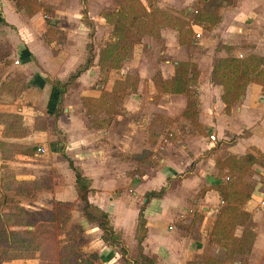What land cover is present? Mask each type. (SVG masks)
<instances>
[{
	"label": "crops",
	"instance_id": "crops-1",
	"mask_svg": "<svg viewBox=\"0 0 264 264\" xmlns=\"http://www.w3.org/2000/svg\"><path fill=\"white\" fill-rule=\"evenodd\" d=\"M41 1L51 10L49 17L53 26L39 20L40 15H47L40 10ZM123 1L38 0L39 10L28 16L11 0H0V165L13 155L24 158L29 145V128L33 134L44 133L38 137L43 139V144H53L56 152L52 153L50 165L46 167L45 176L49 179L42 191L46 200L54 199L58 206L76 204L71 217L76 218L83 229V252H96L98 264H124L118 246L104 242L98 227L88 223L77 210L78 189L67 158L89 180V202L108 214L130 258L138 253L136 227L139 210L143 207L146 220L143 253L153 256L154 264H188L206 242L198 232V224L183 232L180 223L190 222L177 219L184 211L181 204L186 201L188 186L191 189L195 186L197 190L205 188L196 202L203 204L206 215L216 210L222 197L214 186L219 180H211L203 171L197 173L202 166L199 157L209 148L204 145L208 137L205 134L190 136L188 123L179 119V114L187 107L186 95L165 91L164 84L174 77L178 62L194 65L198 75L188 83L194 84L192 94L199 104L198 123L205 132L212 129L215 140L221 142L216 152L227 150V155L237 158L247 154L258 157L262 163L259 172L264 176V83L249 81L240 97L227 109L222 99L224 87L212 76L216 60L237 57L236 51L264 58V0H232L231 4L218 9L217 0H138L146 12L157 8L176 18L171 24L160 25L158 36L144 34L141 40L139 37L128 44L126 55L119 66H114L110 64L112 56L104 58L101 52L114 40L115 24L110 19L114 13H120ZM194 6L201 12L197 17L199 21L188 17L192 10L198 12ZM215 14L219 19L212 25L208 19L200 17ZM179 20L181 25L177 24ZM88 55L89 65L60 93L53 82L67 81L86 63ZM158 115H161L160 120L169 122L167 129L173 131L164 146ZM41 116L53 117L52 126H38ZM182 124H187L186 132ZM154 129L160 134L150 141L147 138ZM191 139L197 141L198 147L189 146V152L184 148ZM159 145L164 148L163 157L152 165L138 161L140 166L137 167L143 168L145 173L142 178L133 179L130 171L136 166L134 159L144 160L147 155L158 158ZM144 148L147 153L142 155ZM194 151L197 155H192ZM7 152L11 153L9 157ZM196 160V168L192 170ZM5 175L1 169L0 232L4 214L21 209L33 211L28 209L33 207L32 197L22 199L25 195L13 189L23 183L21 181L33 179L15 174L16 177L11 175L14 183L7 185L1 182ZM175 177H181L177 189L169 186V181ZM258 184L244 204L245 210L251 213L253 230V240L243 255L245 264H264V210L256 208L264 199V185ZM161 187L165 188L161 197L147 202L143 197L141 204L136 202L138 195ZM129 189H133V199ZM13 196H21L16 198L21 199L18 205L23 208L14 206V210H8ZM49 205L45 206L46 210L54 207ZM25 228L34 227L8 226L9 230ZM125 232L131 242H135L136 253L132 255ZM63 237L61 231L54 239L40 242L36 250H28L8 249L2 244L0 234V264H59L58 240ZM6 253L8 256L2 258ZM11 253L17 255L12 258ZM26 253L28 256L24 255Z\"/></svg>",
	"mask_w": 264,
	"mask_h": 264
},
{
	"label": "trees",
	"instance_id": "trees-1",
	"mask_svg": "<svg viewBox=\"0 0 264 264\" xmlns=\"http://www.w3.org/2000/svg\"><path fill=\"white\" fill-rule=\"evenodd\" d=\"M11 1L14 3L17 9L23 10L28 16L34 15L39 10L38 0ZM231 2L232 0H217L215 7L218 9L223 5L231 4ZM200 17L202 20L208 19L211 23L210 25L214 24L219 19L217 14L207 17L200 15ZM106 18L109 20L108 17ZM175 18L176 17L166 12H162L157 8H153L151 12H146L145 8L139 3L138 0H125L121 6L120 13H114V15H112V19H110L115 24L114 30L112 32L114 40L104 49H102L101 53L104 55V58L112 56V62H110V64L119 66L121 60L126 55L127 49L130 48L127 45L137 41L139 39V34H151L153 36H158L159 26L171 24ZM181 23L182 22L179 20L177 24L181 25ZM210 25L209 27L211 28ZM89 63L90 56L88 55V59L84 65H81L72 75H70L67 81H54V87L58 88L60 93H63L67 86L78 77V75L89 65ZM263 63L264 58L253 54L248 55L243 59L232 56L227 58H218L216 60L213 66L212 76L214 81L222 84L224 87L222 99L226 104L227 109L240 97V95L243 93L245 85L249 81L252 80L264 83V68H262ZM197 75L198 72L194 65L188 62H178L175 65L174 77L169 81H165V84L168 86L172 84L174 88L171 89V91L174 93H179L184 91L183 89H185L188 82L194 81ZM195 101L196 99L191 93L188 96V113H194L190 109L195 108ZM60 142L63 144V141L60 140ZM255 159L256 158L251 154L240 156L238 158L230 155L228 160H233V162L228 163L227 161H224V167H227L229 172L227 178L230 179V181L223 183L219 181L214 185L220 192L222 200L226 202V205L221 208L220 214L216 218L214 228L218 226L219 228L226 227V229L224 228V232L222 229V236H219L215 233L213 234H215L217 242L220 241V243L224 244L226 251L229 252L231 251V248L227 244V232L233 228L230 215L239 216L237 221L238 224H241L246 217V212L242 210L239 211L236 205H242L250 197L251 188L248 187V183L250 182L248 176L252 171L251 168L249 169V166L252 165ZM67 161L69 168L74 174L75 185L78 189L77 210L80 212V214L88 221V223H92L98 227V229L101 231V238L104 242L110 245L118 246L124 264H154V257L143 253L142 243L146 235V220L143 216V207L139 210L136 227L138 253L135 258H130L128 254V248L124 244L121 234L113 229L108 214L89 202V180L82 174L80 169L73 164L71 159L67 158ZM247 167L248 169H246ZM33 183L34 182H32V184ZM30 184L31 182H26L24 184L21 183L17 186H14L13 189L19 194L23 192L27 193L31 189ZM240 187H244V192H242L243 189ZM164 191L165 188L161 187L159 190H150L146 192L144 195L146 199L145 202L154 197H161ZM41 212L44 214H49L50 218L53 215L52 210L44 209L41 210ZM3 216V229L1 230L0 234L2 237V244H4V246H8V249L10 247H14L36 250L40 242L54 239L55 237V233L52 229L41 227V220H50L45 218L38 221L40 217L36 216L33 212L19 210L14 213H6ZM28 217L30 221H28ZM52 221L50 222L53 223ZM10 225L25 227L33 226L34 228L31 230L25 228L21 231L9 230L8 226ZM60 226L61 223L58 225V227L61 228ZM35 233H37V235L34 238L33 235ZM16 234L17 237L15 236ZM252 240L253 234H251L250 239H248L246 243L241 239H235L233 236L230 240V244H233L234 241L238 250H244V252H246L248 251ZM83 243L84 237L82 227L79 226L72 232H65L64 237L58 240L59 264H98V254L96 252H83L80 248ZM28 254L29 253H26L24 255L28 256ZM16 255L17 253L10 254L12 258ZM7 256L8 254L6 253L2 255V258Z\"/></svg>",
	"mask_w": 264,
	"mask_h": 264
},
{
	"label": "rangeland",
	"instance_id": "rangeland-1",
	"mask_svg": "<svg viewBox=\"0 0 264 264\" xmlns=\"http://www.w3.org/2000/svg\"><path fill=\"white\" fill-rule=\"evenodd\" d=\"M116 1V0H115ZM120 0H117V3H119ZM40 3V2H39ZM41 11H44L45 13H47V15H40L39 16V20L41 22H47L49 23L51 26H53V22H52V18L49 17V12L51 11L48 7H45L43 5V2L41 1ZM193 9H196L198 12L195 13L193 12V10L190 12V15L188 16L189 18H193L194 20H198V15L200 12L199 7L194 6ZM202 22V21H200ZM203 26V24H201ZM204 26H206L204 24ZM144 34H139L138 37H140L139 40L142 39V36ZM238 55H236L237 57H240V59H243L248 52L245 53H238L239 51H236ZM164 88L165 91L168 92H172L171 89H173L174 87L172 86V84H170L169 86L164 84ZM184 91H181L179 93H183L186 95V100H187V105H188V98L187 96H189L191 93H194L195 88H194V84L193 83H188L185 87V89H183ZM177 93V94H179ZM196 99V98H195ZM174 104H178L180 105L181 102L180 101H173ZM197 102L195 101V108L190 109L191 111H193L194 113H188L187 112V108L185 107L186 110L184 109V111L181 113V110H179V119H181L182 121H186L189 125V134H191L190 136H195V135H202L205 134L208 138L204 139V145L207 149V146L209 147L207 150L202 152V156L199 157L202 159V161H200V163L202 162V166H200L201 170L197 173H202V171L204 173H206L208 175L209 178H211V180H219L222 183L223 182H229L230 179L227 178L228 176V168L224 167V161H227L228 163L233 162V160H228L230 155L228 151L226 150L224 153L221 152H216L219 150L220 147V143L218 140H214L212 141L209 137L211 134H214L216 136V134L214 133V131L212 129H208L206 132L205 130L200 126V124L198 123V106H197ZM199 105V104H198ZM193 107V106H192ZM197 109V111H196ZM197 114V117H196ZM160 116L158 115V118H156V116L154 117V119L160 120ZM196 117V118H195ZM52 122H53V117H40L38 120V126H42L43 128H46L47 126H52ZM161 122V126L159 127V132H162L161 134L163 135V146L166 144V139L169 138L173 131L169 128V130L167 129V123H169L168 121H163L160 120ZM187 124H182L183 126V132L187 131V128L185 127ZM23 130L25 131V129L23 128ZM62 133V131H61ZM149 133V132H148ZM160 133L157 132L156 129L151 131V134L148 135V138L150 141L154 140L155 136H158ZM39 135H43L44 133L40 134L39 132H35L33 134L32 132V128H29L28 131V139H29V145H28V150L25 151V153H23L24 158L19 157L20 155H17V157L15 155H13V157L11 159H9L8 161L6 160L5 162H3L2 165H0V170L2 169V171L7 174L5 175V177L1 178V182L5 183L7 185H11L12 183H14V179H11V177H16L15 174H17L18 176H22L25 178H29V179H33L30 180L29 182H31L30 184V190L28 193H17L19 195H25L22 196V199L24 198H31L33 199V201H31L33 207H28V209H33V213L40 217L38 219V221L40 219H49L50 221L54 220L53 223H50L49 225L42 223L41 227L42 228H47V229H52L54 231L55 234L60 233L61 231L65 232H72L75 228H78V220H75L76 218L71 217L72 211L73 209H75L76 204L75 203H64L61 204L60 206L56 205V202H54V199L52 200H46V196L44 194V191H42L46 185V183H48V177L45 176V172L47 171L46 167H48L49 164V159L50 156L52 155V153L56 152L55 148H53V144L51 143H47V144H43L42 142V138L38 137ZM174 135V134H173ZM217 139V138H216ZM158 142V141H157ZM156 142V143H157ZM156 143H151L152 146H154ZM59 145V144H58ZM211 145V146H210ZM162 145H159L158 148V158H152V155H147V159H134L136 160V166L131 168L130 171V175L133 179H139L140 177L142 178V176L145 173V170L142 168H139L137 166H140V163L138 161H142L143 163H146L147 165H152V164H157L158 160L160 157H163V149L161 147ZM189 146L196 148L198 147V143L195 139H191L190 143H186V146L184 149H187L189 152L191 150H189ZM60 147V146H59ZM45 149V150H44ZM58 149V148H56ZM59 152V149H58ZM57 152V153H58ZM162 154H160V153ZM60 153V152H59ZM147 153V150L144 148L143 151L140 154H145ZM149 153H151V151H149ZM7 156L9 157V155L11 153L7 152L6 153ZM140 154L138 156H140ZM196 152L194 151L192 155H195ZM212 154V155H211ZM197 155V154H196ZM211 155V157L208 159L207 157H209ZM215 155V157L213 158V156ZM146 156V155H145ZM62 160L64 159L63 156H61ZM198 160L194 161L192 164V170H195L196 168V162ZM64 162V161H63ZM2 163V162H1ZM261 160L257 157V159H255L252 163V165L249 166V169L251 168V173L248 176L250 182L248 183V187L251 188V192L254 190V186L257 187L259 184L258 182H261L264 185V176L260 174V169L259 167H261ZM264 164V163H263ZM240 165V164H239ZM258 167V168H257ZM248 169V167L246 168ZM143 171V173H142ZM12 175V176H11ZM202 177V175H200ZM181 177H175L174 179H172L171 181H169V186L172 185L173 189H177V184L178 181H180ZM206 179H208L206 177ZM13 182H12V181ZM209 181V179H208ZM206 180V182H208ZM26 183L27 181H21ZM32 182H34L32 184ZM211 182V181H210ZM22 183V184H24ZM67 183V182H65ZM171 183V184H170ZM19 184V183H18ZM215 184V183H214ZM244 185V184H243ZM202 186V185H201ZM208 185H206L207 187ZM241 188V187H240ZM189 191H186V198H185V203L181 204V208L184 209V211H181V213L179 214V216H177L178 221H182L184 219H187L190 223H180V226L182 227V229H184L183 232H186L188 230V227H191V229L193 228V226H195L196 224H198L200 226V229L198 230V232L200 233V236L205 237L206 242L204 244H202V248L199 250L198 253H196L194 259L192 261H199L202 264H233V262H239V264H245L244 263V257L243 255L245 254L244 250H238L236 247V243L233 241V244H230V240L232 239V237L234 236L235 239H241L243 240L245 243L248 241V239H250L251 234H253V230H252V222L250 220V216L251 213L247 212L244 208V204L246 203V201H248V198L245 203H243L242 205H236L237 209L240 211H245L246 212V217L243 220V222L241 224H238V218L239 216L237 215H230L231 217V221L233 223V228L231 230H229L227 233V244L229 245V247L231 248V251H226V248L224 247L225 245L220 243V241L217 242L216 240V236L215 234L222 236V233L224 232V228L226 229V227L223 228H219L218 226H216V228H214V224L216 222V218L219 216L220 214V210L221 208H223L226 205L225 201L220 200V202H218L217 208L214 212H212L211 214H207L205 213L206 210H204L201 205H203L202 203H200L199 201L196 202V199H199L202 197V194L205 190L204 187H200L198 190L195 188V186H192V189L190 186H188ZM241 189H243L242 192H244V187H242ZM128 193L131 195V198L133 199V189H129ZM6 195H13V193H5ZM4 194V195H5ZM3 195V193H2ZM1 195V197H2ZM21 196H13L12 201H10V203L8 204V210H14V206L15 207H21L23 208V206L18 205V202L21 201V199H18L16 197H20ZM34 196V197H33ZM9 196H7V200ZM144 197V193L140 194L137 196L136 198V202L139 204H141V200ZM51 202V203H50ZM49 204H52L54 207L52 208V212L53 215L50 218L49 214H44L41 212V210L46 209L45 206H51ZM187 204V205H184ZM257 210H264V206L260 205V203H258L256 205ZM19 210V209H17ZM22 210V209H21ZM20 210V211H21ZM23 211V210H22ZM27 211V210H26ZM29 212V211H28ZM252 212V210H251ZM183 215V216H182ZM230 219V218H229ZM28 221L29 217H28ZM61 223V228L58 227V225ZM184 225V226H183ZM204 227V228H203ZM223 229V232H222ZM17 231H21V230H17ZM211 231V232H210ZM126 233V237L128 240V247L130 250V255L136 253V248H135V242L134 240H130V237L128 236L129 234L127 232ZM215 233V234H213ZM202 234V235H201ZM37 233L34 234V236H36ZM233 235V236H232ZM17 237V234L15 235ZM84 233H83V237H84ZM208 236V239H207ZM212 237V238H211ZM198 243V242H197ZM82 247V246H81ZM80 247V248H81ZM234 249V251H233ZM240 251V252H239ZM234 252V253H233ZM239 254H242V256H240ZM136 257V256H135ZM191 261V262H192ZM191 262H189L188 264H190ZM199 263V264H201Z\"/></svg>",
	"mask_w": 264,
	"mask_h": 264
},
{
	"label": "built area",
	"instance_id": "built-area-1",
	"mask_svg": "<svg viewBox=\"0 0 264 264\" xmlns=\"http://www.w3.org/2000/svg\"><path fill=\"white\" fill-rule=\"evenodd\" d=\"M209 138H210L212 141H214V140L216 139L214 134H211ZM260 205L264 206V199H262V200L260 201Z\"/></svg>",
	"mask_w": 264,
	"mask_h": 264
}]
</instances>
